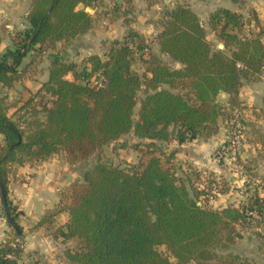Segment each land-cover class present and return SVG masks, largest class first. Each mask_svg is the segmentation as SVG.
Returning a JSON list of instances; mask_svg holds the SVG:
<instances>
[{"label":"trees","instance_id":"1","mask_svg":"<svg viewBox=\"0 0 264 264\" xmlns=\"http://www.w3.org/2000/svg\"><path fill=\"white\" fill-rule=\"evenodd\" d=\"M119 12L118 7L108 10L106 0H32L27 27L15 32L13 46L0 56L1 88L14 87L39 72L48 55L51 59L48 80L13 114H9V93L2 90L0 96L4 135L0 184L6 186L22 239L14 245L18 233L9 221V238L0 244V264H20L23 252L24 232L18 222L22 212L8 196L13 166L39 163L60 152L68 163L85 162L130 133L137 140L119 143L118 148L141 152L138 162L98 160L61 189L58 207L43 216L40 223L55 238L77 241L62 252V260L67 264H256L228 250L246 229L254 228L261 235L264 174L260 189L247 201L215 207L208 187L201 186V170L190 166L191 173L180 175L177 150L165 143L209 139L219 132L221 117L230 115L227 108L243 104L241 87L258 81L263 73L264 21L255 16L254 27L244 33V14L221 7L210 18L224 44L219 48L208 38L199 14L178 2L152 21L157 30L152 40L125 13L126 35L105 40L104 56L92 53L81 64L66 60L65 43L89 32L103 15L115 20L122 16ZM29 53L31 59L22 66ZM139 60L146 64L143 71L136 67ZM222 93L227 94L226 103L220 99ZM260 139L264 143V135ZM205 181L210 188L216 183L211 177ZM2 208L6 215L3 200ZM63 211L69 218L56 226V216ZM159 245H165L169 254Z\"/></svg>","mask_w":264,"mask_h":264},{"label":"crops","instance_id":"2","mask_svg":"<svg viewBox=\"0 0 264 264\" xmlns=\"http://www.w3.org/2000/svg\"><path fill=\"white\" fill-rule=\"evenodd\" d=\"M31 2L32 0H0V56L9 47L13 46L15 32L27 27L26 15ZM132 3L134 4V2ZM227 7L239 12L242 11L240 7H236L234 4ZM100 21L102 23L101 29H97L98 24L96 23L89 32L75 39L78 43L76 49L72 48V51L78 57L88 56L92 53L101 54V50H104L101 54L104 56L106 47L103 45L101 49L98 48L99 42L115 38L121 39L126 35L127 27L124 25V16L111 20V16L107 14L103 15ZM73 42L75 41L72 40L65 43V45L60 42L59 45L62 47L64 45V51H67L69 43ZM82 51L85 54L81 53ZM69 58L66 56V60H69ZM30 59L31 53L24 58L22 66ZM50 61V55H48L40 64L39 72L16 82L14 87H0V96L3 94L2 90L9 93L12 102L9 110L10 115L48 80ZM69 77L71 76L69 75ZM263 86L264 77L253 85H249V93L246 97H243L242 92H240V98L244 102L247 101L248 105L252 104L251 102H259L260 99L263 102V94L261 93ZM222 94L227 100V94ZM13 98L15 100H12ZM13 101L16 104H13ZM262 105L264 106V103ZM222 141L223 139L219 134L209 139L198 138L183 144H179L175 140L176 145L172 149H176L177 155L181 154L184 158V163L181 162L184 168L189 169L190 166H193L199 170H202V168L216 169L215 160L211 157L212 149L218 148ZM0 143H4L2 133H0ZM181 148L185 150L184 153L179 152ZM80 168L81 162L77 164L68 163L62 152L56 153L39 163L15 164L13 166L8 186V196L18 210L22 212L18 220L24 232L23 252L19 258L20 264H59L60 262L67 264L62 260L61 254L66 248L72 246L73 240L65 241L61 237L55 238L46 225L40 222L47 210L58 207L61 200V189L82 176L83 171ZM68 218L69 213L67 211L59 213L56 216L55 225L64 224ZM10 229L9 220L3 212L2 196L0 195V244L9 238ZM248 239H251V235H248ZM260 249L256 245L255 248L250 247V249H245L243 252L250 256V259L254 260L256 264H264V249ZM259 256L262 260L258 258Z\"/></svg>","mask_w":264,"mask_h":264},{"label":"rangeland","instance_id":"3","mask_svg":"<svg viewBox=\"0 0 264 264\" xmlns=\"http://www.w3.org/2000/svg\"><path fill=\"white\" fill-rule=\"evenodd\" d=\"M108 3V10L119 8V14L124 16L125 13L133 17L135 20L134 25L137 29L144 33L149 40L155 36L157 30L155 25L152 23L153 20L157 19L168 7H173L176 3L182 2L189 4L200 16L206 30L207 36L212 41L215 47L223 48L224 44L219 40L217 32L211 27L210 18L211 14L221 7L233 6L240 7L241 12L244 14L246 19V25L242 28L244 33H248L251 27H254L255 16H258L261 21H264V0H132L134 4L128 3V0H106ZM110 15V14H109ZM125 17V16H124ZM97 29H101L102 23L99 20L97 22ZM106 24V23H103ZM254 29V28H253ZM69 43L67 51L63 54L70 57L68 61L78 60L79 64L83 61V58L72 51V48L76 49L77 43ZM102 40L98 44V48H102L104 45ZM100 51V50H99ZM104 50H101L103 54ZM74 53V55H73ZM81 53H84L83 51ZM85 54V53H84ZM167 59L166 56H164ZM136 67L139 71H143L146 64L139 60L137 61ZM70 76H72L70 74ZM264 77V69L260 78ZM256 82L245 83L240 92L242 96L246 97L249 93V85H253ZM264 99V86L261 91ZM144 96V90L139 92V100ZM220 99L226 103L227 100L224 94H220ZM12 100H15L14 98ZM250 103V102H249ZM247 104V101H243L241 106L235 107L230 110V115L227 117H221L219 134L223 141L218 148L212 149L211 157L214 158L216 163V169L202 168L203 178L201 186H206L209 189L210 204L215 207H221L223 205H238L242 202L247 201L257 189H260V176L264 174V143L260 139L261 135H264V106L262 99L258 102H251ZM139 103L135 109L134 118L137 120L139 116ZM173 130V127H170ZM235 136L238 140V150L236 154L231 152L230 139ZM137 139L130 133L126 135L120 142H112L107 145L99 154L92 157L90 160L81 162V171L94 165L98 160H108L116 164L136 163L139 161L142 153L136 151L133 148L122 149L118 148L119 143L129 142L133 143ZM175 140L165 143V146L170 149L174 147ZM179 151V150H178ZM184 149L181 148L179 152L184 153ZM214 153V154H213ZM180 154V153H179ZM184 158L182 155H177V170L182 176H185V172H190L184 166ZM187 167V166H186ZM206 167V166H203ZM205 177H211L215 179L216 183H213L212 188L209 187V183L205 181ZM195 178V175L192 179ZM204 179V180H203ZM199 185L198 179L193 180ZM226 188V192H220V189ZM259 229L261 235L257 234L254 228L244 230V237L237 240L230 248L233 253L240 254L250 258L243 252L245 249L250 247L255 248L256 245L260 247V250L264 249V218L261 220ZM248 235H251V239H248ZM77 244L76 240H73L72 246ZM158 249L165 254H169V251L165 245H159ZM223 250H220L222 253ZM224 251L223 253H227ZM261 253V251H260ZM260 258V256L258 257ZM261 259V258H260ZM262 260V259H261ZM59 264H64L60 262Z\"/></svg>","mask_w":264,"mask_h":264},{"label":"water","instance_id":"4","mask_svg":"<svg viewBox=\"0 0 264 264\" xmlns=\"http://www.w3.org/2000/svg\"><path fill=\"white\" fill-rule=\"evenodd\" d=\"M88 10L89 11H93L90 8H88ZM0 186H1V191H2V200H3V203H4V209H5L6 217L10 221V223H12L14 225V227L17 230L18 236H20L21 229H20L19 225L17 224V222L13 219L11 211H10V207H9V203H8V199H7L6 186H5L4 183H1ZM172 260H175V257H172Z\"/></svg>","mask_w":264,"mask_h":264},{"label":"built area","instance_id":"5","mask_svg":"<svg viewBox=\"0 0 264 264\" xmlns=\"http://www.w3.org/2000/svg\"><path fill=\"white\" fill-rule=\"evenodd\" d=\"M264 69V68H263ZM95 83H101V80H96ZM238 140L236 139L235 136L232 135L231 139H230V148H231V152L233 154H236L237 153V150H238ZM22 241V239L20 238V236H18L16 239H15V242H14V245H19V243ZM6 256L8 257H14L13 254L11 253H7Z\"/></svg>","mask_w":264,"mask_h":264}]
</instances>
